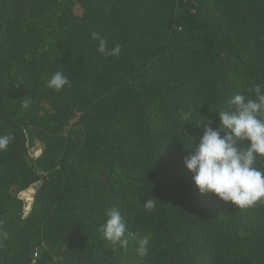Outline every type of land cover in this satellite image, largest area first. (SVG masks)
I'll use <instances>...</instances> for the list:
<instances>
[{
	"label": "trees",
	"instance_id": "obj_1",
	"mask_svg": "<svg viewBox=\"0 0 264 264\" xmlns=\"http://www.w3.org/2000/svg\"><path fill=\"white\" fill-rule=\"evenodd\" d=\"M256 84L264 0H0V264H264V200L202 195L183 164ZM112 207L126 248L99 231Z\"/></svg>",
	"mask_w": 264,
	"mask_h": 264
},
{
	"label": "clouds",
	"instance_id": "obj_2",
	"mask_svg": "<svg viewBox=\"0 0 264 264\" xmlns=\"http://www.w3.org/2000/svg\"><path fill=\"white\" fill-rule=\"evenodd\" d=\"M92 39L98 41V53L104 56H118L119 44L111 49L107 41L98 32L91 33ZM70 86L68 77L62 70L56 71L47 81V87L61 91ZM253 96L234 95L227 105L233 109L218 113L219 123L213 128L211 120H204L202 135L196 143L191 138V146L186 149L187 156L183 164L191 174L193 184L200 194L211 193L223 202H230L239 208H248L264 200V169L257 167L258 158L264 157V86L254 85ZM23 107L29 101H21ZM12 136L0 135V150H5ZM195 143V147L193 144ZM157 199L152 196L146 200L144 209L151 212L156 207ZM161 203V202H160ZM106 220L99 226V231L111 245L126 248L127 222L120 210L112 207L105 213ZM5 237L7 233L3 234ZM129 235L136 241L137 255H148L150 239L139 232Z\"/></svg>",
	"mask_w": 264,
	"mask_h": 264
},
{
	"label": "water",
	"instance_id": "obj_3",
	"mask_svg": "<svg viewBox=\"0 0 264 264\" xmlns=\"http://www.w3.org/2000/svg\"><path fill=\"white\" fill-rule=\"evenodd\" d=\"M34 148H37V146H36V147H33V148L31 149V151H33V150H34Z\"/></svg>",
	"mask_w": 264,
	"mask_h": 264
},
{
	"label": "built area",
	"instance_id": "obj_4",
	"mask_svg": "<svg viewBox=\"0 0 264 264\" xmlns=\"http://www.w3.org/2000/svg\"><path fill=\"white\" fill-rule=\"evenodd\" d=\"M34 255H37V251L35 252V254Z\"/></svg>",
	"mask_w": 264,
	"mask_h": 264
},
{
	"label": "rangeland",
	"instance_id": "obj_5",
	"mask_svg": "<svg viewBox=\"0 0 264 264\" xmlns=\"http://www.w3.org/2000/svg\"><path fill=\"white\" fill-rule=\"evenodd\" d=\"M35 150V149H34Z\"/></svg>",
	"mask_w": 264,
	"mask_h": 264
}]
</instances>
